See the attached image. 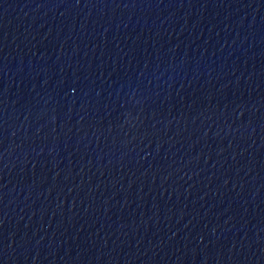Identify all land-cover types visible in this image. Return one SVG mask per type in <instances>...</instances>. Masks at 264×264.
<instances>
[{
    "label": "water",
    "instance_id": "95a60500",
    "mask_svg": "<svg viewBox=\"0 0 264 264\" xmlns=\"http://www.w3.org/2000/svg\"><path fill=\"white\" fill-rule=\"evenodd\" d=\"M0 264H264V0H0Z\"/></svg>",
    "mask_w": 264,
    "mask_h": 264
}]
</instances>
